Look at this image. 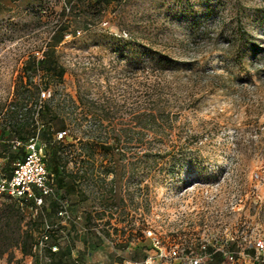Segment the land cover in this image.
<instances>
[{
	"label": "rangeland",
	"instance_id": "rangeland-1",
	"mask_svg": "<svg viewBox=\"0 0 264 264\" xmlns=\"http://www.w3.org/2000/svg\"><path fill=\"white\" fill-rule=\"evenodd\" d=\"M45 83L60 194L38 212L0 196V264H158L149 229L264 264V0H0V177L20 158L6 141L22 139L7 109L23 96L34 109ZM46 221L59 250L24 254Z\"/></svg>",
	"mask_w": 264,
	"mask_h": 264
},
{
	"label": "built area",
	"instance_id": "built-area-1",
	"mask_svg": "<svg viewBox=\"0 0 264 264\" xmlns=\"http://www.w3.org/2000/svg\"><path fill=\"white\" fill-rule=\"evenodd\" d=\"M49 50L48 45H44L42 49L36 52L39 62L44 58ZM54 95L51 90L46 87L39 88L38 101L35 104L34 120L37 125V131L28 139L7 140L13 149H23V158L17 160L14 164L10 177H0V196H7L17 201L22 207L27 203H32L33 208L38 212L42 208L48 197L57 198V189L50 176L47 153L45 144L40 141V130L43 127L39 119V109L45 101H52ZM27 106L18 107L15 103L7 109L9 117V125H13L15 120L12 113L18 112L19 120L26 118ZM67 136V132L63 131L56 135V140L62 141ZM59 215L67 222L71 220L70 210L66 202L62 201ZM53 226L46 223V229L42 235L40 244L47 246L50 239V232ZM145 237L148 238L156 251L158 264H207L214 254L223 255L222 264H235L236 252L228 249L222 244L213 245V250H209L207 243L201 244L198 251H187L181 249L179 245H171L167 247L163 239L158 233L152 229L145 231ZM254 248L259 254L264 255V238L257 239ZM53 251H57L58 247L53 246ZM264 261V260H263ZM137 264V263H131Z\"/></svg>",
	"mask_w": 264,
	"mask_h": 264
},
{
	"label": "trees",
	"instance_id": "trees-1",
	"mask_svg": "<svg viewBox=\"0 0 264 264\" xmlns=\"http://www.w3.org/2000/svg\"><path fill=\"white\" fill-rule=\"evenodd\" d=\"M40 63H43V61H40L39 62V64ZM49 70V69H48ZM62 72H61V75H60V79H62L63 78V76H62ZM32 77H30L29 78V83L30 84H32V79H31ZM49 85H48V83H46V87H48ZM25 99H26V97H22L17 103H16V105L18 106V107H23V106H27V104L26 103H24V101H25ZM36 101V103H37V101H38V96H37V99L35 100ZM52 102H53V100L52 101H45L44 103H42V107L39 109V119L41 120H44L45 118H46V116L47 115H50L51 116V121L52 120H54V119H56L57 118V113H55V111L52 109ZM36 112V110H34V109H32V108H29L28 110H27V112H26V118L24 119V120H19V117H18V112L17 111H15L14 113H12V118L15 120V123L13 124V125H10L11 127H12V129L14 130V132H17L18 134H19V136H20V138H22V139H28L29 137H31L32 135H34L35 133H36V131H37V125L35 124V120H34V113ZM30 119H31V121H30ZM25 130H30V132L31 133H29L28 134V136L27 137H21L22 136V133L25 131ZM94 140V139H93ZM95 141V140H94ZM104 146V148H106V149H110V150H112L113 148V146H110V145H103ZM19 154H20V158L19 159H21V158H23V155H24V150L23 149H18V150H16ZM111 155V160L112 161H114V163H115V156H116V154L114 153V152H112V154H110ZM146 156H148L149 157V154H146ZM48 159V158H47ZM106 173L107 174H115L116 173V170H115V166H113L112 168L111 167H109V169L106 171ZM11 174H12V171H11V173H10V175H8V176H6V177H10L11 176ZM50 176H51V173H50ZM70 176H72V175H70ZM72 178H75V177H72ZM113 180H115V178L113 179ZM56 186V189H57V193H58V195H57V198L59 197V194H60V192H59V188L57 187V185H55ZM51 198H54V197H48L47 199H46V202L48 201V199H51ZM17 202V201H16ZM18 203V202H17ZM45 206V205H44ZM69 208V207H68ZM111 208V207H110ZM60 211V210H59ZM98 219H103V213H98ZM86 220L88 221V222H90L91 220H92V215H88L87 217H86ZM49 223V224H51L52 226H53V229L51 230V232H50V239L52 238V237H54V235L57 233V226L55 225V224H53L52 222H49V221H46L45 223H43V225H42V229H41V233H40V237H39V241L38 242H36V243H34V242H31L30 243V245H29V241L28 240H24L21 244V248H22V251H23V253L24 254H28L29 253V249H30V247H31V249L33 248V247H35V246H38L39 244H40V242H41V239H42V235L44 234V232H45V229H46V223ZM34 223H38V221L36 220V221H34ZM107 224H111V222L110 221H108V223ZM38 225V224H37ZM114 230H116V229H114ZM35 231H37V229H34V230H32V233H30V239L31 240H34L35 241V238H34V235H33V232H35ZM117 231V230H116ZM104 236L106 237V238H108V239H110L111 238V233H110V231H106L105 233H104ZM49 239V240H50ZM144 239H148V238H146L145 237V235H144ZM49 240H48V242H49ZM48 242H47V247L49 248V250H53L52 249V247L53 246H57L58 247V244L56 243V244H54V245H48ZM58 250H59V247H58ZM57 250V251H58ZM209 250L210 251H212L213 250V247H210L209 246ZM55 252V251H54ZM216 256H219V257H221V264H222V262H223V260H224V258H223V255H221V254H214L213 256H212V258L210 259V261L207 263V264H209L213 259H214V257H216Z\"/></svg>",
	"mask_w": 264,
	"mask_h": 264
}]
</instances>
